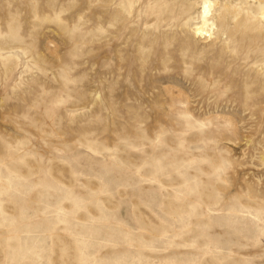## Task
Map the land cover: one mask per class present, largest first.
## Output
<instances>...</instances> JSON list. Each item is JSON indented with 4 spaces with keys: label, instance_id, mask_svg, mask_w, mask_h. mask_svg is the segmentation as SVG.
<instances>
[{
    "label": "rangeland",
    "instance_id": "obj_1",
    "mask_svg": "<svg viewBox=\"0 0 264 264\" xmlns=\"http://www.w3.org/2000/svg\"><path fill=\"white\" fill-rule=\"evenodd\" d=\"M184 1L0 0V264H264V20Z\"/></svg>",
    "mask_w": 264,
    "mask_h": 264
},
{
    "label": "bare ground",
    "instance_id": "obj_2",
    "mask_svg": "<svg viewBox=\"0 0 264 264\" xmlns=\"http://www.w3.org/2000/svg\"><path fill=\"white\" fill-rule=\"evenodd\" d=\"M166 1V0H164ZM192 1V0H189ZM203 8L199 12L200 22L194 27L193 33L195 36L200 38H211L212 30L215 27L214 17L212 15L210 6L212 2L210 0H202ZM216 3L221 4V8L223 9L222 13L219 16V19L229 18L230 15L233 16V20L239 17V13L248 14V15H258V17L264 20V0H217ZM179 7H176V11L179 12L182 16H186L190 14L188 4L185 3L184 0H180V3L177 2ZM184 5L186 7H184ZM188 7V11L186 12L184 8ZM173 9V12H175ZM186 13V14H185ZM183 18V17H182ZM220 25H223L221 21H219Z\"/></svg>",
    "mask_w": 264,
    "mask_h": 264
}]
</instances>
